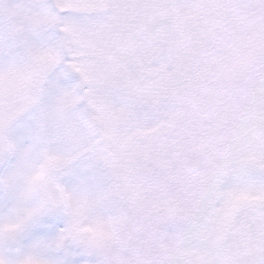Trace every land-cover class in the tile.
Wrapping results in <instances>:
<instances>
[{
  "label": "snow or ice",
  "instance_id": "obj_1",
  "mask_svg": "<svg viewBox=\"0 0 264 264\" xmlns=\"http://www.w3.org/2000/svg\"><path fill=\"white\" fill-rule=\"evenodd\" d=\"M0 264H264V0H0Z\"/></svg>",
  "mask_w": 264,
  "mask_h": 264
}]
</instances>
